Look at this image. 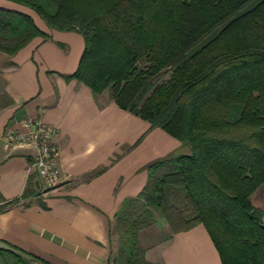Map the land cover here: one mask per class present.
Returning a JSON list of instances; mask_svg holds the SVG:
<instances>
[{
  "label": "trees",
  "instance_id": "16d2710c",
  "mask_svg": "<svg viewBox=\"0 0 264 264\" xmlns=\"http://www.w3.org/2000/svg\"><path fill=\"white\" fill-rule=\"evenodd\" d=\"M9 1L48 28L81 34L83 50L66 79L107 91L189 148L149 163L144 186L119 204L113 264H161L139 244V231L157 217L172 231L201 223L221 264H264L263 213L251 202L264 183V0ZM35 37L48 34L31 15L0 6L1 51L13 54ZM179 195L188 214L171 201ZM34 261L45 262L0 247V264Z\"/></svg>",
  "mask_w": 264,
  "mask_h": 264
},
{
  "label": "crops",
  "instance_id": "0c3cea01",
  "mask_svg": "<svg viewBox=\"0 0 264 264\" xmlns=\"http://www.w3.org/2000/svg\"><path fill=\"white\" fill-rule=\"evenodd\" d=\"M48 34L13 54L0 50V247L42 258L40 264H108L111 225L121 201L138 194L147 165L189 148L163 129L119 107L107 91L93 94L65 75L78 64L84 42L74 30H56L29 8L9 0ZM32 117L54 129L59 169L56 186L44 190L29 164L30 146L12 148L5 134ZM25 189L31 195L22 197ZM263 213L264 183L252 194ZM165 236L149 245L145 258L161 264H221L201 223L172 231L164 217L152 223Z\"/></svg>",
  "mask_w": 264,
  "mask_h": 264
},
{
  "label": "built area",
  "instance_id": "2783aa9c",
  "mask_svg": "<svg viewBox=\"0 0 264 264\" xmlns=\"http://www.w3.org/2000/svg\"><path fill=\"white\" fill-rule=\"evenodd\" d=\"M53 134L51 125L32 117L26 118L18 128L5 134L6 142L12 148H33L29 166L40 178L44 190L54 188L59 178L55 162L58 148L53 141Z\"/></svg>",
  "mask_w": 264,
  "mask_h": 264
},
{
  "label": "rangeland",
  "instance_id": "374dc122",
  "mask_svg": "<svg viewBox=\"0 0 264 264\" xmlns=\"http://www.w3.org/2000/svg\"><path fill=\"white\" fill-rule=\"evenodd\" d=\"M167 76H168V74H165L162 77V79L167 78ZM171 201L174 204L181 206L183 208L185 214H188L190 212V209H189L187 203H185L186 201L183 199V197L181 195L177 196L175 199L173 198ZM111 236H112L111 238H112L113 250H112V255H111L109 264H113L112 257L116 252L117 243H118V236H117L115 231L111 232ZM164 236H165V233L156 231L153 228L152 224L142 228L139 231V244L144 249V256H145L146 248L149 245L151 246L154 242H156L157 240L161 239ZM30 264H40V263L34 261V262H30Z\"/></svg>",
  "mask_w": 264,
  "mask_h": 264
}]
</instances>
